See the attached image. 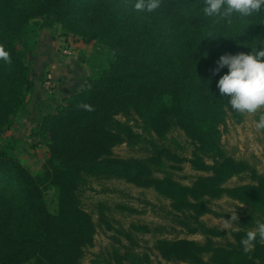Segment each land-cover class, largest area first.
Instances as JSON below:
<instances>
[{
	"label": "trees",
	"instance_id": "trees-1",
	"mask_svg": "<svg viewBox=\"0 0 264 264\" xmlns=\"http://www.w3.org/2000/svg\"><path fill=\"white\" fill-rule=\"evenodd\" d=\"M136 2L0 0V44L12 61L0 60V132L28 110V94L38 86L27 55L37 48L42 29L61 24L62 33L95 42L83 86L37 117L34 134L49 138L45 168L33 173L0 143V264H79L97 232L80 196L90 178H122L155 189L170 199L178 225L205 236L157 238L154 247L168 261L264 264L259 237L247 253L241 244L257 220L264 222V173L225 149L222 125L228 118L241 122L244 115L232 110L216 86L227 67L213 75L221 55L250 53L264 40V10L220 20L203 13L204 0H161L151 13L136 11ZM81 102L95 110L78 108ZM118 114L138 115L141 131ZM175 127L191 139V156L163 141ZM123 142L146 145L149 155H115L114 147ZM187 161L207 174L191 184L179 181L169 167L179 169ZM235 176L250 181L228 185ZM53 187L58 195L50 207L46 193ZM224 196L247 205L231 230L202 218L213 212L210 198ZM133 227L154 231L146 224ZM125 260L149 264L151 256L127 250L117 256L118 264Z\"/></svg>",
	"mask_w": 264,
	"mask_h": 264
},
{
	"label": "rangeland",
	"instance_id": "rangeland-1",
	"mask_svg": "<svg viewBox=\"0 0 264 264\" xmlns=\"http://www.w3.org/2000/svg\"><path fill=\"white\" fill-rule=\"evenodd\" d=\"M55 26L62 31L61 24ZM32 58L34 59V53H28L27 60L30 65L33 62ZM88 66L90 73L91 68L90 65ZM33 113L34 111L28 105V110L18 115L12 128L0 132V143L10 146L11 151L17 154L25 166L33 173H39L45 168L50 156L49 138L34 134L38 120L34 119ZM259 115L260 113L254 116L244 114L241 122L228 118L222 125V143L228 153L236 158L249 160L264 173V131H257L254 126ZM117 118L129 121L137 131L142 129L138 115L129 118L118 114ZM163 141L179 153L191 156L193 144L182 129L173 128ZM114 154L123 157H145L149 155V150L146 145H130L123 142L114 147ZM169 170L176 179L185 184H191L197 176L207 174L194 169L188 161L182 163L179 169L169 167ZM249 181L250 179L246 176H235L227 184L235 185ZM57 195L54 187L47 191L46 197L50 207L55 206ZM80 196L83 206L92 213L97 223V232L93 245L86 248L85 255L79 264H118L117 256L124 254L127 250L142 255L150 254L149 264H191L187 261L164 259L154 247L156 239L187 237L199 241L205 240L203 234H189L178 225L171 213L170 199L153 188L140 187L122 178H90L89 183L80 190ZM209 201L213 212L205 214L202 218L208 224L222 228H226L225 219L230 220L231 215L234 214L239 216L247 208L246 204L227 196L219 199L210 198ZM134 224L149 225L154 231L137 230L133 227ZM233 227L234 222L226 229L231 230ZM128 232L130 236L127 235ZM217 240L225 242L223 238H217ZM125 262L130 263L129 260Z\"/></svg>",
	"mask_w": 264,
	"mask_h": 264
},
{
	"label": "clouds",
	"instance_id": "clouds-1",
	"mask_svg": "<svg viewBox=\"0 0 264 264\" xmlns=\"http://www.w3.org/2000/svg\"><path fill=\"white\" fill-rule=\"evenodd\" d=\"M160 2L161 0H137L134 9L151 13L160 7ZM204 3L203 13L220 20L229 19L233 14L250 17L264 10V0H204ZM0 60L8 64L12 62L11 55L3 44H0ZM216 63L213 75L225 67L228 69L226 74L220 76L216 85L220 96L229 97L232 110L241 115L254 116L260 113L254 126L257 131H264V40L251 47L250 53L224 54ZM78 108L88 112L95 110L91 104L84 102ZM235 221H238L237 214L231 215L230 220L225 219L224 225L227 228ZM257 237L264 243V222L259 220L256 221V227L248 230L241 240L244 252L252 250Z\"/></svg>",
	"mask_w": 264,
	"mask_h": 264
},
{
	"label": "crops",
	"instance_id": "crops-1",
	"mask_svg": "<svg viewBox=\"0 0 264 264\" xmlns=\"http://www.w3.org/2000/svg\"><path fill=\"white\" fill-rule=\"evenodd\" d=\"M66 46L74 49L71 56L61 53ZM94 48V41L86 43L78 36L62 33L56 26L42 29L38 46L32 52L34 59L32 58L31 63L32 75L38 80V86L28 94V105L34 111L33 117L36 121L40 112L53 110L62 100L83 86L89 74L86 58L93 53ZM50 71L57 78L53 92H48L44 87V79ZM38 103L42 107H38Z\"/></svg>",
	"mask_w": 264,
	"mask_h": 264
},
{
	"label": "built area",
	"instance_id": "built-area-1",
	"mask_svg": "<svg viewBox=\"0 0 264 264\" xmlns=\"http://www.w3.org/2000/svg\"><path fill=\"white\" fill-rule=\"evenodd\" d=\"M61 52L63 53L64 56H71L74 52L73 48H71V46H66L63 47ZM55 76L54 73L52 71H50V73H47L46 78L44 79V87L48 92H52L55 87Z\"/></svg>",
	"mask_w": 264,
	"mask_h": 264
}]
</instances>
